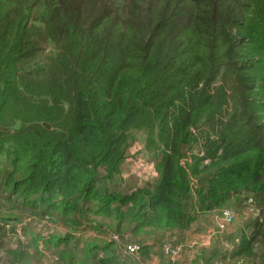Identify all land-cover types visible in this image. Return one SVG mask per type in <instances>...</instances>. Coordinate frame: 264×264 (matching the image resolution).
<instances>
[{
	"label": "trees",
	"instance_id": "1",
	"mask_svg": "<svg viewBox=\"0 0 264 264\" xmlns=\"http://www.w3.org/2000/svg\"><path fill=\"white\" fill-rule=\"evenodd\" d=\"M133 131L157 141L158 179L102 192ZM1 184L42 218L93 217L119 239L185 232L189 194L194 215L248 214L264 195V0H0ZM241 232L224 264L254 258L264 215ZM73 237L29 241L58 250ZM58 252L61 264H132L104 237L80 259Z\"/></svg>",
	"mask_w": 264,
	"mask_h": 264
},
{
	"label": "rangeland",
	"instance_id": "2",
	"mask_svg": "<svg viewBox=\"0 0 264 264\" xmlns=\"http://www.w3.org/2000/svg\"><path fill=\"white\" fill-rule=\"evenodd\" d=\"M156 142L155 140L154 143L149 144L146 133L142 131L131 132L118 172L110 180L102 178L98 183L99 189L106 193L124 195L137 188H152L159 177L155 159L159 146ZM5 191L1 184L0 214L8 220H0V264H7L11 257L10 251L17 252V249L22 251L21 264H61L58 250L71 252L80 259L82 249L92 238L101 237L113 239L117 243L119 253L123 258L131 260L132 264H224L235 249L246 224L264 215V195H254L248 199L252 200L250 206L254 208L251 214L245 212L242 203L238 207L234 204L228 206L235 210L237 220L225 225L221 230V210L194 215V212L189 210L190 202L193 201L189 194L184 202V208L187 213L195 217V221L185 232L165 234L163 238L161 236L162 239L144 236L138 239L135 237L119 239L107 227L108 223H105L101 231L94 229L102 224L103 221L100 219L90 217L82 219L79 223H71L61 214L42 218L43 214L33 213L20 206V200L15 198L6 200L9 193ZM65 234L73 235L74 239L68 245L59 246L58 250L48 246L35 248L29 241L31 237L38 239V237L49 238ZM157 235H161V232ZM164 244L179 245L181 252L178 256L171 257L163 251ZM134 246L138 250L132 252L131 248ZM35 249H42V256H39ZM253 257L247 264H264V241L254 246ZM197 258H202L204 263Z\"/></svg>",
	"mask_w": 264,
	"mask_h": 264
},
{
	"label": "built area",
	"instance_id": "3",
	"mask_svg": "<svg viewBox=\"0 0 264 264\" xmlns=\"http://www.w3.org/2000/svg\"><path fill=\"white\" fill-rule=\"evenodd\" d=\"M251 202H252V200L247 201V207H248V211L250 213H252V209H254L253 207L250 206ZM236 216H237V214H236L234 209L229 208V207L222 208L221 209L220 229L222 230L225 225L232 223L236 219ZM162 249L167 255H169L171 257L172 256L176 257L181 252V246H179V245H171L170 246V244H164L162 246ZM137 250L138 249L135 246L131 248L132 252H135Z\"/></svg>",
	"mask_w": 264,
	"mask_h": 264
},
{
	"label": "water",
	"instance_id": "4",
	"mask_svg": "<svg viewBox=\"0 0 264 264\" xmlns=\"http://www.w3.org/2000/svg\"><path fill=\"white\" fill-rule=\"evenodd\" d=\"M42 126H43L46 130H50V129H51L50 125H48L47 123H42Z\"/></svg>",
	"mask_w": 264,
	"mask_h": 264
},
{
	"label": "crops",
	"instance_id": "5",
	"mask_svg": "<svg viewBox=\"0 0 264 264\" xmlns=\"http://www.w3.org/2000/svg\"><path fill=\"white\" fill-rule=\"evenodd\" d=\"M235 220H237V219H235Z\"/></svg>",
	"mask_w": 264,
	"mask_h": 264
}]
</instances>
